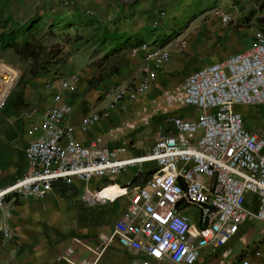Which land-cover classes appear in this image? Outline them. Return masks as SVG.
Returning <instances> with one entry per match:
<instances>
[{
	"label": "crops",
	"instance_id": "crops-1",
	"mask_svg": "<svg viewBox=\"0 0 264 264\" xmlns=\"http://www.w3.org/2000/svg\"><path fill=\"white\" fill-rule=\"evenodd\" d=\"M207 1L210 3L208 7L193 12L185 19L187 14H182V11H190L191 0H0V33L5 34L20 26L33 15L42 18L43 24L58 20L80 21L75 29L82 32L81 37L64 46V50L70 52V55L67 54L68 61L58 67L54 65L56 68L52 71L47 70V79L42 86L39 79L32 81L19 100L8 96L16 77L15 71L0 63V105H3L0 111V189L10 187L26 171L24 149L36 138L31 128L40 121L54 94L53 90L43 87L54 75L65 79L75 78L74 92L63 95L71 109L63 125L72 127L73 139L83 145L93 140L107 148L126 146L128 149L122 158L142 155L156 138L170 130L167 123L170 116L194 118L199 111L180 107L177 101L171 107L161 108V119L152 123L147 135L142 138L127 135L121 127L122 123L128 121L141 124L152 119L158 110L154 104L162 105L159 95L162 86L167 84L166 74L176 71L190 60L203 61L194 70L218 61V58L209 57L213 53L211 44L220 30H213L219 26L213 12L217 4L215 0ZM177 3L179 7L182 6L181 9L171 13L174 12L172 5ZM160 11L165 13L161 25L156 29L150 28L149 23ZM162 29L165 30L160 32ZM115 39L119 41L120 50L107 55ZM181 41H184L183 46L180 45ZM238 41L242 40L231 39L225 48L237 45ZM143 43L169 47V61L160 69H155V77L149 81L145 93L138 100L120 102L115 108L107 109L108 100H103L102 95L108 89L128 86L140 78L141 68L146 64L144 54L139 49ZM5 51L8 50L0 51V61L4 60L1 53ZM117 56L119 58L115 59ZM227 56H221V59ZM184 77L175 81L179 97ZM257 109H252L257 112L256 117L264 116V108ZM188 110L193 114L187 115ZM92 114L102 116L85 132H80V120ZM244 128L247 131H263L260 127L254 129L246 125ZM118 138L125 139L124 145H110L113 139ZM17 149H21L20 160L16 157ZM145 164L142 165L145 171L154 167L153 164L149 167ZM135 169L136 165L124 167L118 173L104 172L90 177L87 182L78 179H72L69 184L56 181L42 199L5 195L0 205V224L7 227L10 237L6 239L0 236V264H129L131 254L117 245L112 227L128 205L129 197L120 196L112 202L89 205L84 193L88 191L95 195L102 188H106L102 192L109 193L111 197L121 193L120 188L133 178V184H140ZM68 199L74 200L77 205L68 206L70 217L65 221L64 217L60 219L58 210L61 204L67 205ZM182 213L189 216L192 225L195 224L197 214L193 208H186ZM239 233L236 236L238 240L245 247L248 246L246 235ZM229 242L217 251L204 250L202 253L207 259L212 258L210 264H218L219 255L228 249L230 254L222 264H237L244 249L232 253L227 247ZM257 244L252 249L264 248V242ZM200 260L195 264H201ZM263 262L252 259L250 264Z\"/></svg>",
	"mask_w": 264,
	"mask_h": 264
},
{
	"label": "built area",
	"instance_id": "built-area-1",
	"mask_svg": "<svg viewBox=\"0 0 264 264\" xmlns=\"http://www.w3.org/2000/svg\"><path fill=\"white\" fill-rule=\"evenodd\" d=\"M164 18L165 13L160 11L149 27L158 28ZM229 20L228 14H220L222 25ZM139 49L146 61L140 78L128 86L108 89L102 95L108 100L107 109L138 100L155 77V69L169 61L166 47L143 43ZM74 82V76L65 79L54 75L43 84L54 94L40 121L31 128L36 138L24 149L26 171L17 180L21 185L5 195L42 199L56 181L87 182L92 176L118 173L136 165L135 176L140 184L127 183L120 188L121 193L109 198L100 196L106 188L95 195L84 193L89 205L129 197L128 205L112 225L117 245L131 254L129 264H195L204 250L223 248L245 222L257 220L264 224V131H247L238 111L239 107L264 108L261 33L246 50L184 77L178 104L199 112L192 119L170 116V130L139 156L140 160L150 161L125 165L127 158L122 156L126 146L107 148L93 140L83 145L73 139L72 127L63 125L71 111L63 95L74 92ZM101 116L82 118L78 129L85 132ZM145 163L154 167L145 171ZM248 194L250 204H255L254 211L244 207ZM5 195L0 196V205ZM186 208L196 211L194 225L182 213ZM0 236L10 237L3 224ZM229 254L228 249L223 251L218 264ZM240 254L237 264H250L252 259L264 261V248Z\"/></svg>",
	"mask_w": 264,
	"mask_h": 264
},
{
	"label": "rangeland",
	"instance_id": "rangeland-1",
	"mask_svg": "<svg viewBox=\"0 0 264 264\" xmlns=\"http://www.w3.org/2000/svg\"><path fill=\"white\" fill-rule=\"evenodd\" d=\"M191 2L192 5L190 11H182V14H187L185 19L189 18L193 12L206 8L210 4L207 0H191ZM215 2L217 7H215L213 12L215 13L214 16L217 18L220 30L219 34L215 37L211 44L213 53L209 57L218 58L217 60H219L226 54L230 55L232 52L235 53L249 48L253 43L256 34L261 33L264 36V0H215ZM178 7V3L172 5L171 8H174V12L171 13H177L182 6ZM220 14L229 15L230 20L226 25H222L220 23ZM211 24L214 25V22ZM65 25L66 24H64L60 29L52 28V30H48L43 26L37 28L36 32L30 33V38L28 40L30 44L29 49H27V52L31 53L29 57H19L11 50L1 53L4 60L0 61V63L12 68L16 73V77L15 73H13V78L15 77V79L8 96H14L19 100L23 90L29 86L32 81L39 79L42 86V83L47 79V70L51 69L50 71H52L58 67V65H64V63L68 61L67 54L70 55V52L65 51L64 46L67 45V43H70V41H75L77 37H81L80 33L82 32H78L77 29L69 28ZM215 28L216 27H214L213 30ZM164 30L165 29H162L160 32ZM216 30H218V28L215 29V31ZM234 38L242 41H238L235 46L225 48L230 44L231 39ZM118 43V40H113L112 48L118 46ZM167 49L170 48L167 47ZM116 58L119 57L117 56L115 59ZM114 61L115 60H112V62ZM201 63H203L202 60H190L176 71L166 74L167 84L162 86V90L160 92L161 95H159L162 105L158 103L154 104L153 102L150 103H153L154 107L158 108L152 119L150 118L148 119L149 121H145L141 124H134L132 121L122 123L121 127L123 128V131L126 132L127 135H135V137L140 138L147 135V129L149 126L161 119V116L159 115L161 108L171 107L178 101L179 90L175 81L180 80L189 72L194 71V69ZM54 65H56V67H53ZM59 69L60 68H58V71ZM59 73L61 74V72ZM2 107L0 108V111ZM252 109H254V111L258 110L257 108L252 107H239L238 109L242 116L244 126L246 127L247 125L248 127L254 129L260 127L264 131V116L256 117L257 112H254ZM186 114L191 115L193 114V111L188 110ZM124 141L125 139H113L110 145H124ZM15 153L17 159L20 160L22 158L21 149H17ZM151 165L152 164H145L144 166L149 167ZM250 200L251 195L248 194L245 197L244 207L248 210L254 211L255 204H250ZM66 202L67 205H65V203L61 204L58 210L60 219H63L64 217L65 221L66 218L70 217L68 206L77 205L74 200L68 199ZM189 212L191 213L192 211L190 210ZM239 234L244 236L246 235L248 246L245 247L238 240V237H234L227 246L232 250V253L241 249L250 251L255 245H258L257 243L264 239V224L257 220L245 222L241 226ZM199 259H201V264H210L213 261L212 258L207 259L204 256V253L200 254Z\"/></svg>",
	"mask_w": 264,
	"mask_h": 264
},
{
	"label": "trees",
	"instance_id": "trees-1",
	"mask_svg": "<svg viewBox=\"0 0 264 264\" xmlns=\"http://www.w3.org/2000/svg\"><path fill=\"white\" fill-rule=\"evenodd\" d=\"M41 20L42 18L33 15L20 26L9 30L5 34L0 33V51L11 50L19 57H29L31 53L27 52L30 44L28 40L30 38V33L36 32L37 28L44 26L48 30H52V28L60 29L64 24H66L65 26L69 28H77L78 23L80 22H74L73 20H67L64 22L62 20H58L56 22H44L43 24ZM119 50L120 48L118 46L111 48L107 55ZM133 181L134 178L129 182V184L133 183Z\"/></svg>",
	"mask_w": 264,
	"mask_h": 264
},
{
	"label": "bare ground",
	"instance_id": "bare-ground-1",
	"mask_svg": "<svg viewBox=\"0 0 264 264\" xmlns=\"http://www.w3.org/2000/svg\"><path fill=\"white\" fill-rule=\"evenodd\" d=\"M215 27H216L215 29L219 28L218 26H215ZM138 160H140L139 157L129 158V159L125 160V161H127V162H125V165L126 164H136V163H139ZM20 185H21L20 184V181H14V182H12L10 187H5L3 189H0V196H3L5 194L10 193L11 191H13L14 189H16ZM100 196L101 197H107V198L111 197V195L109 193H106V192H101L100 193Z\"/></svg>",
	"mask_w": 264,
	"mask_h": 264
}]
</instances>
